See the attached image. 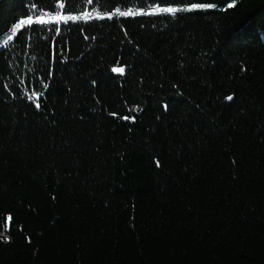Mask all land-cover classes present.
I'll return each instance as SVG.
<instances>
[{
    "label": "trees",
    "instance_id": "1",
    "mask_svg": "<svg viewBox=\"0 0 264 264\" xmlns=\"http://www.w3.org/2000/svg\"><path fill=\"white\" fill-rule=\"evenodd\" d=\"M0 264H264V0H0Z\"/></svg>",
    "mask_w": 264,
    "mask_h": 264
},
{
    "label": "snow or ice",
    "instance_id": "2",
    "mask_svg": "<svg viewBox=\"0 0 264 264\" xmlns=\"http://www.w3.org/2000/svg\"><path fill=\"white\" fill-rule=\"evenodd\" d=\"M88 3H93V0H88ZM31 7L33 9H36L37 5L33 4V5H31ZM61 7H64V5H61ZM212 7H213V5H211V4L204 5V4L192 3L190 7L180 8V7L169 6V7L161 8L160 11L162 13H167V14H171V15L175 16L179 12H190L194 9H210ZM37 15H39V13H37ZM120 15L125 16V15H128V13L120 12ZM30 19H31V17H30ZM69 19H75V18L69 17ZM15 27L18 28L19 24H17ZM13 34L15 35V33H13ZM9 39H12V37L10 36ZM5 43H7V42H5ZM112 71L115 73H119L120 75H123L125 73V68L122 66L121 67H113ZM47 88H48V84H44V89H47ZM42 95H43L42 92H33L31 95L28 96V99L35 104L37 109L41 108V104H40L39 100H40V97ZM226 99L231 101L233 99V97L228 96ZM165 107H167V106H165ZM125 119H128V117H125ZM157 166H159L158 162H157Z\"/></svg>",
    "mask_w": 264,
    "mask_h": 264
},
{
    "label": "water",
    "instance_id": "3",
    "mask_svg": "<svg viewBox=\"0 0 264 264\" xmlns=\"http://www.w3.org/2000/svg\"><path fill=\"white\" fill-rule=\"evenodd\" d=\"M116 74H119V73H116Z\"/></svg>",
    "mask_w": 264,
    "mask_h": 264
}]
</instances>
